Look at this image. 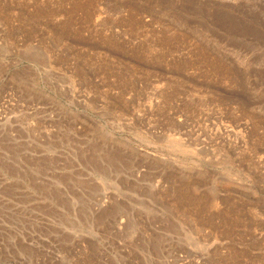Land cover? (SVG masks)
<instances>
[{"label": "rangeland", "instance_id": "374dc122", "mask_svg": "<svg viewBox=\"0 0 264 264\" xmlns=\"http://www.w3.org/2000/svg\"><path fill=\"white\" fill-rule=\"evenodd\" d=\"M0 264H264V0H0Z\"/></svg>", "mask_w": 264, "mask_h": 264}]
</instances>
